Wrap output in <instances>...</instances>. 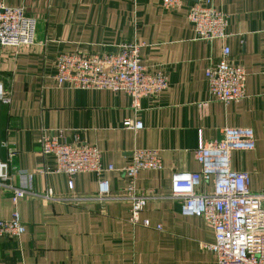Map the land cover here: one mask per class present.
Instances as JSON below:
<instances>
[{
  "label": "crops",
  "instance_id": "0c3cea01",
  "mask_svg": "<svg viewBox=\"0 0 264 264\" xmlns=\"http://www.w3.org/2000/svg\"><path fill=\"white\" fill-rule=\"evenodd\" d=\"M194 1L169 10L162 0H0L23 7L36 22L32 43L0 45V161L9 164L8 184L20 185V169L34 174L37 194L15 205L12 189L0 186V219L17 210L26 226L20 239L0 238V264H218L203 247L215 242L213 228L182 214L169 193L175 173L201 170L200 140H217L225 127L254 130L255 148L234 151L232 165L249 172L251 190L264 188V0H215L229 24L227 38L213 42L196 36L188 17ZM135 43L148 70L169 78L168 89L142 97L138 109L128 94L54 79L59 54L114 53ZM225 46L248 73L247 97L229 104L211 96L206 75ZM127 118L142 128H126ZM44 135L97 146L102 178L120 196L132 182L124 172L132 152L161 150L163 170H143L135 181L139 192L154 194L140 223L131 220L128 200H98L96 173L77 174L70 188L68 176L55 171L56 158L43 155ZM111 165L115 170H107ZM213 189V178L198 188ZM46 192L63 200L45 202Z\"/></svg>",
  "mask_w": 264,
  "mask_h": 264
},
{
  "label": "built area",
  "instance_id": "2783aa9c",
  "mask_svg": "<svg viewBox=\"0 0 264 264\" xmlns=\"http://www.w3.org/2000/svg\"><path fill=\"white\" fill-rule=\"evenodd\" d=\"M184 0H162L166 9L180 8ZM198 39L213 42L228 36V15L218 9L215 0H195L188 14ZM36 22L23 7H10L0 2V45L18 47L34 41ZM142 44H127L118 52L87 54L81 52L62 53L56 58L57 72L54 76L59 86L71 85L79 89H106L128 94L133 107H140L141 98L157 95L167 90L169 78L164 71H150L142 63ZM211 96L229 104L247 97L248 73L243 66L231 61L230 48L225 46L223 54L207 71ZM5 91L0 82V101ZM124 126L141 129L142 123L127 118ZM44 156L56 158V172L66 174L70 188H74V177L79 173L94 172L100 178L98 200L125 199L131 204V220L139 222V215L146 202L154 198L152 191L139 192L135 186L138 174L143 170H163V156L157 149H135L130 164L124 172L132 180L124 194L113 195L108 181L102 178L106 169L102 165V152L95 145L61 142L55 136L44 135L41 139ZM255 148V132L250 127H225L217 140L207 142L203 138L195 151L201 164L198 172H178L172 179L169 198L181 202V213L198 216L213 228L215 242L204 244L213 252L218 264H264V188H250V174L235 170L232 165L234 151ZM9 164L0 161V186L10 187L16 205L21 198L37 195L33 192L34 174L26 170L17 171L20 185L8 184ZM109 171L115 170L111 165ZM213 178L214 189L210 192L198 188ZM45 202H58L62 197L50 192L41 194ZM142 224L149 226L145 221ZM158 228H160L158 226ZM26 226L16 210L9 219H0V238L4 236L20 239Z\"/></svg>",
  "mask_w": 264,
  "mask_h": 264
},
{
  "label": "water",
  "instance_id": "95a60500",
  "mask_svg": "<svg viewBox=\"0 0 264 264\" xmlns=\"http://www.w3.org/2000/svg\"><path fill=\"white\" fill-rule=\"evenodd\" d=\"M197 1V0H196Z\"/></svg>",
  "mask_w": 264,
  "mask_h": 264
}]
</instances>
